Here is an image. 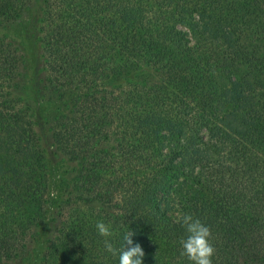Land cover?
<instances>
[{
    "label": "trees",
    "instance_id": "16d2710c",
    "mask_svg": "<svg viewBox=\"0 0 264 264\" xmlns=\"http://www.w3.org/2000/svg\"><path fill=\"white\" fill-rule=\"evenodd\" d=\"M184 213L264 264V0H0V264H190Z\"/></svg>",
    "mask_w": 264,
    "mask_h": 264
},
{
    "label": "clouds",
    "instance_id": "9594fccd",
    "mask_svg": "<svg viewBox=\"0 0 264 264\" xmlns=\"http://www.w3.org/2000/svg\"><path fill=\"white\" fill-rule=\"evenodd\" d=\"M178 223L186 232V236L180 240V255L190 264H213L216 248L210 227L189 213L181 214ZM96 229L104 238L105 250L113 256L118 255L119 264H142L145 253L139 243L133 242L135 233L128 230L123 236L122 246L117 249L111 240L115 233L110 224L97 222Z\"/></svg>",
    "mask_w": 264,
    "mask_h": 264
},
{
    "label": "rangeland",
    "instance_id": "374dc122",
    "mask_svg": "<svg viewBox=\"0 0 264 264\" xmlns=\"http://www.w3.org/2000/svg\"><path fill=\"white\" fill-rule=\"evenodd\" d=\"M29 52H28V55H29V61H30V68H31V70L33 69V60H32V51H31V49L29 48V50H28ZM33 82V80L31 79V78H29V80H28V87L30 88V90L33 88L32 87V83ZM31 92H33V90H31Z\"/></svg>",
    "mask_w": 264,
    "mask_h": 264
}]
</instances>
